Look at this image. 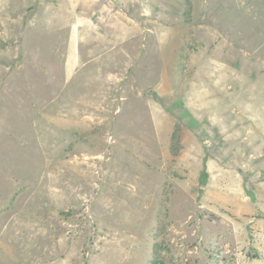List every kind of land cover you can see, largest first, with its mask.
<instances>
[{
  "label": "rangeland",
  "instance_id": "obj_1",
  "mask_svg": "<svg viewBox=\"0 0 264 264\" xmlns=\"http://www.w3.org/2000/svg\"><path fill=\"white\" fill-rule=\"evenodd\" d=\"M0 264H264V0H0Z\"/></svg>",
  "mask_w": 264,
  "mask_h": 264
}]
</instances>
